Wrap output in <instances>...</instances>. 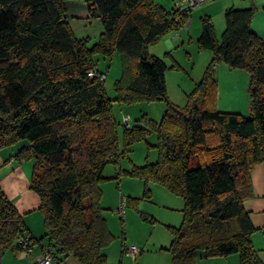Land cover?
Masks as SVG:
<instances>
[{
	"label": "trees",
	"instance_id": "16d2710c",
	"mask_svg": "<svg viewBox=\"0 0 264 264\" xmlns=\"http://www.w3.org/2000/svg\"><path fill=\"white\" fill-rule=\"evenodd\" d=\"M68 1L83 3L101 32L78 37ZM174 13L154 0H0V147L22 141L15 157L33 158L29 187L39 197L44 226L39 238L27 232L0 189V255L7 248L22 251L17 239L26 234L33 250L51 249L52 264L68 256L107 264L103 249L114 234L100 202L102 170L154 132L157 160L128 173L183 199L180 224L166 225L170 264H192L197 250L208 257L237 253L239 264H259L256 227L242 204L251 194L250 168L264 161V37L250 27L254 7L227 6L219 38L211 18L201 16L197 44L212 57L181 107L167 97L165 62L148 50L183 25ZM114 53L122 73L109 98L105 79L88 72L105 74L95 55ZM218 63L247 70L248 116L216 108ZM155 99L165 101L162 117L143 114L139 122L122 123L120 148L112 101Z\"/></svg>",
	"mask_w": 264,
	"mask_h": 264
},
{
	"label": "rangeland",
	"instance_id": "374dc122",
	"mask_svg": "<svg viewBox=\"0 0 264 264\" xmlns=\"http://www.w3.org/2000/svg\"><path fill=\"white\" fill-rule=\"evenodd\" d=\"M154 1L165 9L171 10L178 0ZM224 2L233 3L234 0H204L196 4L189 13L191 21L186 28L183 24L177 30L167 33L159 41L148 47L150 54L162 58L165 62L167 66L165 70L167 97L172 103L180 107L187 103L188 94L202 78L212 57L211 50L200 48L197 44V38L200 34V18L204 14H213V17L210 18L216 36L219 38L224 28V10L222 8ZM71 3L67 2L66 4L71 5ZM228 5L235 7L253 6L254 14L250 22L251 29L258 36L264 37V0H243L241 4ZM95 58L97 67L106 75L103 81L106 95L109 98H114V83L121 77L122 73L120 57L114 53L110 59L100 55H95ZM214 77L217 81L216 108L221 111H233L248 116L250 104L247 94L249 79L247 70L218 63L214 68ZM165 108L166 104L163 99L131 104L113 100L111 112L114 120L118 123L116 129L119 147H122L121 127L124 115L129 116L130 123L139 122L136 119L143 114L154 121H159ZM156 142V134L151 132L146 140L134 142L129 146L128 152L122 155L117 162L109 161L102 170L104 178L100 184L102 190L100 202L104 207L103 214L107 219L109 229L114 234L113 241L103 249V252L110 250L109 255L120 253L125 246L135 245L141 252L142 245L145 246V250L153 246L151 243L160 244L166 241L167 235H170L166 225L170 223L177 226L181 222V210L183 208L181 196L172 193L159 182L149 179L145 184L143 178L128 173L135 165L141 166L157 160L158 149L154 146ZM21 144L22 141H18L0 147V172L4 170L5 164L9 163V155H15ZM25 161L27 163L24 165V169L28 168L31 174L33 158H26ZM1 175L0 173V178ZM146 188L148 189L147 193H145ZM35 194L37 193L35 192ZM120 197L127 198L123 217L116 213ZM143 216L151 217V221L143 218ZM139 239H142V243H139ZM21 252L23 251L19 249L7 248L2 252L0 258L4 256L3 261L13 262L16 256H25ZM26 254L28 255V253ZM123 254L133 261H138L141 255L139 253L133 259L126 253Z\"/></svg>",
	"mask_w": 264,
	"mask_h": 264
},
{
	"label": "crops",
	"instance_id": "0c3cea01",
	"mask_svg": "<svg viewBox=\"0 0 264 264\" xmlns=\"http://www.w3.org/2000/svg\"><path fill=\"white\" fill-rule=\"evenodd\" d=\"M72 2L67 5V12L70 17V24L78 37L95 36L101 32V24L98 19H89L85 5L81 2ZM235 2V3H234ZM233 3H223V10L230 6L228 4H241L243 0H234ZM234 6V5H233ZM235 7V6H234ZM208 15V14H204ZM209 17H213L209 13ZM188 16V24L191 21ZM251 27V25H250ZM167 35V34H166ZM98 68V67H97ZM99 69V68H98ZM9 163L5 164L4 170L0 172V189L5 193L8 199L14 204L18 213L26 226V231L35 238L42 236L43 223L42 213L39 211V197L29 187L30 173L29 169H24L27 163L24 159H17L15 155H9ZM249 180L251 194L242 200L244 208L248 211L256 231L252 234V244L256 249L259 264H264V161L255 164L249 170ZM171 225L170 223H168ZM109 227V226H108ZM165 237V236H164ZM166 241L153 244L152 247L145 248L142 245L138 261L131 260L124 255V251L109 255V251L104 253L107 256V264H170V254L165 248L171 241V234L165 237ZM148 240V239H147ZM142 243V239H139ZM43 242V240H41ZM147 247V246H146ZM39 246L28 255L16 256L13 262L3 261L4 256L0 258V264H34L35 258L39 254ZM149 255V256H148ZM136 258V257H135ZM133 258V259H135ZM5 262V263H3ZM114 262V263H113ZM53 264H83L73 256H68L60 261L54 260ZM192 264H239L237 253H231L226 256H206L202 250L196 251V259Z\"/></svg>",
	"mask_w": 264,
	"mask_h": 264
},
{
	"label": "built area",
	"instance_id": "2783aa9c",
	"mask_svg": "<svg viewBox=\"0 0 264 264\" xmlns=\"http://www.w3.org/2000/svg\"><path fill=\"white\" fill-rule=\"evenodd\" d=\"M204 0H178L175 3L174 10L175 13L172 15L173 18L176 21H182L185 25V28L188 26V16L191 11V9L196 5L199 4ZM88 75L90 77L98 76L100 81H103L105 79V74H98L97 70L95 68H92L89 70ZM123 123L128 124L130 122V118L128 115H124ZM119 205L116 208V213L120 216H124V207L126 205V201L123 197L119 198ZM17 243L19 244L20 249H22L25 253H31L33 250V243L30 241L28 235H22L17 239ZM124 253L129 255L132 258H135L137 254L140 253V249L136 247L135 245L125 246L123 247ZM53 255L51 252V249L48 247H44L37 257L35 258L34 264H52Z\"/></svg>",
	"mask_w": 264,
	"mask_h": 264
}]
</instances>
